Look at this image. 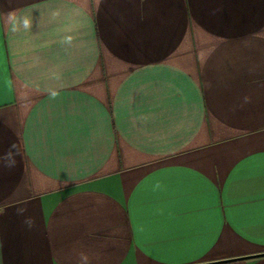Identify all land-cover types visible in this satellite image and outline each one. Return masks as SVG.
I'll use <instances>...</instances> for the list:
<instances>
[{
    "label": "crops",
    "instance_id": "obj_1",
    "mask_svg": "<svg viewBox=\"0 0 264 264\" xmlns=\"http://www.w3.org/2000/svg\"><path fill=\"white\" fill-rule=\"evenodd\" d=\"M262 252L264 0H0V264Z\"/></svg>",
    "mask_w": 264,
    "mask_h": 264
},
{
    "label": "water",
    "instance_id": "obj_2",
    "mask_svg": "<svg viewBox=\"0 0 264 264\" xmlns=\"http://www.w3.org/2000/svg\"><path fill=\"white\" fill-rule=\"evenodd\" d=\"M259 256H264V252L257 253V254H252V255H247V256H242V257L226 259V260L215 261V262H212V263H201V264H215V263L217 264V263L231 262V261L241 260V259L254 258V257H259Z\"/></svg>",
    "mask_w": 264,
    "mask_h": 264
},
{
    "label": "clouds",
    "instance_id": "obj_3",
    "mask_svg": "<svg viewBox=\"0 0 264 264\" xmlns=\"http://www.w3.org/2000/svg\"><path fill=\"white\" fill-rule=\"evenodd\" d=\"M13 147H15V146H13ZM7 155V154H6ZM9 166H11V165H9ZM81 261L83 262V264H87V261H88V257L86 256V255H81Z\"/></svg>",
    "mask_w": 264,
    "mask_h": 264
}]
</instances>
